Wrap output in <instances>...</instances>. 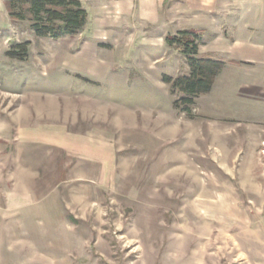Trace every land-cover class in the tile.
Returning a JSON list of instances; mask_svg holds the SVG:
<instances>
[{
    "label": "rangeland",
    "instance_id": "1",
    "mask_svg": "<svg viewBox=\"0 0 264 264\" xmlns=\"http://www.w3.org/2000/svg\"><path fill=\"white\" fill-rule=\"evenodd\" d=\"M6 1L0 264H264V116L232 90L175 110L188 62L167 12L53 40Z\"/></svg>",
    "mask_w": 264,
    "mask_h": 264
},
{
    "label": "crops",
    "instance_id": "2",
    "mask_svg": "<svg viewBox=\"0 0 264 264\" xmlns=\"http://www.w3.org/2000/svg\"><path fill=\"white\" fill-rule=\"evenodd\" d=\"M89 20L138 18L162 30L163 11L173 31H195L198 55L225 63L206 97L232 90L242 113L264 116V0H80ZM253 124L256 122L253 120Z\"/></svg>",
    "mask_w": 264,
    "mask_h": 264
},
{
    "label": "trees",
    "instance_id": "3",
    "mask_svg": "<svg viewBox=\"0 0 264 264\" xmlns=\"http://www.w3.org/2000/svg\"><path fill=\"white\" fill-rule=\"evenodd\" d=\"M6 12L11 22H26L37 37L53 40L79 34L88 17L80 0H7ZM167 42L180 49L188 62L187 75L167 78V82L172 94H181L173 102V107L190 117L195 100L211 92L225 63L219 59L199 57L200 38L195 31H179ZM26 45L15 47L23 48Z\"/></svg>",
    "mask_w": 264,
    "mask_h": 264
}]
</instances>
